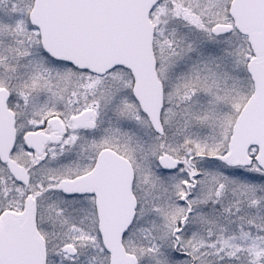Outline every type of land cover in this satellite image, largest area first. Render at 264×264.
Returning <instances> with one entry per match:
<instances>
[{
  "label": "snow or ice",
  "instance_id": "6c2138e0",
  "mask_svg": "<svg viewBox=\"0 0 264 264\" xmlns=\"http://www.w3.org/2000/svg\"><path fill=\"white\" fill-rule=\"evenodd\" d=\"M0 264H264V0H0Z\"/></svg>",
  "mask_w": 264,
  "mask_h": 264
}]
</instances>
